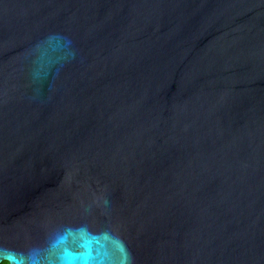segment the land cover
Returning <instances> with one entry per match:
<instances>
[{
    "label": "water",
    "instance_id": "1",
    "mask_svg": "<svg viewBox=\"0 0 264 264\" xmlns=\"http://www.w3.org/2000/svg\"><path fill=\"white\" fill-rule=\"evenodd\" d=\"M3 261L264 264V0H0Z\"/></svg>",
    "mask_w": 264,
    "mask_h": 264
},
{
    "label": "trees",
    "instance_id": "2",
    "mask_svg": "<svg viewBox=\"0 0 264 264\" xmlns=\"http://www.w3.org/2000/svg\"><path fill=\"white\" fill-rule=\"evenodd\" d=\"M0 264H8L7 261L0 262Z\"/></svg>",
    "mask_w": 264,
    "mask_h": 264
},
{
    "label": "snow or ice",
    "instance_id": "3",
    "mask_svg": "<svg viewBox=\"0 0 264 264\" xmlns=\"http://www.w3.org/2000/svg\"><path fill=\"white\" fill-rule=\"evenodd\" d=\"M10 258L13 259V260L15 259L14 257H10Z\"/></svg>",
    "mask_w": 264,
    "mask_h": 264
}]
</instances>
